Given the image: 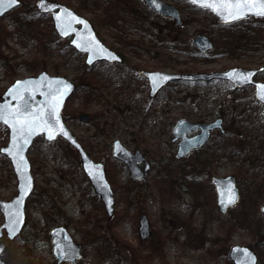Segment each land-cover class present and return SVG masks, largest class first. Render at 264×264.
<instances>
[{
    "label": "rangeland",
    "instance_id": "1",
    "mask_svg": "<svg viewBox=\"0 0 264 264\" xmlns=\"http://www.w3.org/2000/svg\"><path fill=\"white\" fill-rule=\"evenodd\" d=\"M20 1L24 5L0 18V94L13 80L42 70L76 86L83 84L84 76L91 79V97L86 98L85 90L73 94L63 117L89 156L104 164L114 210L108 218L76 152L63 139L49 142L39 136L27 153L35 189L26 201L25 226L12 241L0 238L6 247L2 260L57 264L49 230L59 225L82 247L75 264H232L231 246L259 240L264 232V188L258 191L254 183L264 187V104L255 100L253 86L235 89L223 80L176 81L151 98L141 71L194 74L241 67L261 70L255 81L264 82V19L249 18L233 26V31L248 30L240 35L241 42L228 38L223 43L228 45L217 46L224 40L221 25L209 10L183 0H160L179 11L180 26L150 11L142 0H49L89 20L103 44L124 59L120 65L97 63L88 70L84 54L53 33L48 15L38 14L37 0ZM123 3L135 11L138 23L114 14ZM196 35L207 36L213 49L199 53L191 45ZM124 40L135 52L122 46ZM36 59L41 63L33 65ZM79 112L91 116L88 124L77 120ZM178 118L192 123L220 118L223 132L213 131L198 152L177 160L171 128ZM7 139V128L0 124V147ZM114 140L130 151L138 149L149 161L143 179L133 180L111 157ZM239 166L242 178L236 175ZM227 175L236 178L239 192L244 188V199L240 192L239 201L221 213L211 177ZM16 193L11 165L0 154V200L8 201ZM142 213L149 219L150 236L140 241L137 219ZM2 220L0 213V224ZM132 248L139 258L131 255Z\"/></svg>",
    "mask_w": 264,
    "mask_h": 264
},
{
    "label": "water",
    "instance_id": "2",
    "mask_svg": "<svg viewBox=\"0 0 264 264\" xmlns=\"http://www.w3.org/2000/svg\"><path fill=\"white\" fill-rule=\"evenodd\" d=\"M194 7L201 9H208L200 7L198 4H193L190 0H183ZM144 6L150 11L162 16L171 18L175 21L176 25L181 24L179 11L174 7L160 0H142ZM20 5V1L17 0L16 4H9L7 0L0 5V18L6 13L10 12L14 8ZM42 5H47L44 7ZM35 8L39 14H49L52 26L55 34L61 38L66 39L70 37L68 45L71 46L76 52L85 54L84 63L88 68H92L94 64L98 62H106L108 64H120L122 58L111 48L103 44V42L96 36L95 31L91 23L83 16L78 15L72 9L67 6L49 0H37L35 2ZM211 14L216 18V21L220 25L232 24L234 22L251 18H264L262 16L247 15L244 19L235 21H226L222 15H218L217 12L208 9ZM79 18L87 23L88 29L86 30L83 24L71 21V16ZM57 16H61V20L56 19ZM64 29V30H62ZM94 38L96 42L103 48L106 49V53L99 55L94 54L91 51L85 50L84 47H78L77 45L82 43V40L87 38L88 34ZM191 45L200 53L204 54L213 48L212 41L205 35H196L191 39ZM111 54L115 59L108 58V54ZM259 69H244L241 67H231L224 71H213V72H197L194 74H181V73H166L161 71H148L142 70L141 74L148 81L149 91L148 95L154 98L161 89L167 86L169 83L176 81L184 82H209L211 80H223L229 82L236 89H242L247 86L254 87V98L257 102L264 104V100H261L257 95V85H264V82L255 81L258 76ZM241 74H252L249 83H243L240 79ZM62 82L61 85H57L56 82ZM19 87L24 100L27 101L28 106L32 112H38L43 109L47 112V102L51 100V97L46 95L49 92V85L53 88L59 86L63 90L64 94L61 98L60 106L57 110L56 117L58 118L59 124L57 125L56 131H54L53 139H49L48 132L38 129L35 134L29 138V142L24 144L23 141L17 140L20 145L19 156H23L24 162H19V156L11 155L10 153L15 152L13 148V130L8 125L0 120V124L7 128L8 139L5 146L0 147V154L5 156L9 160L12 167L13 174L16 179V190L17 193L8 201L0 200V213L2 214L3 221L0 225V238L5 232V237L12 241L22 231L25 225V205L27 199L30 197L34 190V178L31 174V165L27 157V153L33 140L36 137L42 136L46 141H53L58 137L63 139L71 148H73L79 159L80 168L87 178L93 192L97 195L102 203L104 212L107 217L110 218L113 215L114 210V198L113 190L110 183L108 182L105 175V167L102 162L94 161L84 150L81 143L77 140L76 136L66 126L62 111L67 100L75 92V84L69 79L63 76H52L47 71L42 70L35 76H28L22 79H15L10 85H8L3 93L0 95V106H8L9 108H17L23 101L14 98L11 94V90L17 86ZM28 82H31L30 84ZM155 82V83H154ZM63 84H67L70 87L63 89ZM26 89V90H25ZM27 114V113H26ZM78 121L87 124L90 122V116L81 112L77 115ZM62 127L67 135L59 133L58 129ZM223 131L222 120L220 118L208 122V123H192L185 118H178L171 128V141L177 142L176 151L174 154L175 159H181L187 156L189 153L198 150L204 146L209 140L211 132L214 130ZM111 156L115 160L123 163L128 171L129 176L134 180H141L150 169V163L145 159L144 155L138 150L133 151L125 148L118 140H114L111 146ZM19 165V167H18ZM142 165V166H140ZM211 182L216 195V205L221 213H225L229 207L234 206L240 198V192L236 184V178L232 175L224 177L212 176ZM23 187V191H22ZM229 189L233 190L237 196V200L234 204H228L227 199L230 195ZM22 200V203L17 201ZM19 209L21 212L20 222L12 223V213ZM260 213L262 222L264 225V204L260 207ZM137 232L140 241L147 239L150 236V222L146 214L142 213L137 219ZM10 228L14 229L10 232ZM49 237L51 239L52 254L59 264L61 262H68L75 264V262L81 258V245L76 243L65 226L59 225L49 230ZM5 250V245L0 243V264H6L2 259L1 255ZM228 259L232 264H258V258L256 253L248 246L233 245L230 247L228 252ZM137 264V263H134Z\"/></svg>",
    "mask_w": 264,
    "mask_h": 264
},
{
    "label": "snow or ice",
    "instance_id": "3",
    "mask_svg": "<svg viewBox=\"0 0 264 264\" xmlns=\"http://www.w3.org/2000/svg\"><path fill=\"white\" fill-rule=\"evenodd\" d=\"M4 2L5 0H0V5ZM7 2L14 5L17 0H7ZM190 2L217 12V14L222 15L226 21L244 19L249 14L264 17V0H190ZM42 6L47 7V5ZM68 15L71 16V21H68V24L74 21L76 23L83 24L85 29H88V25L85 21L72 16L70 13ZM56 19L60 21L62 18L61 16H57ZM77 46L84 47L85 50L91 51L97 55L107 52L106 49H103L98 42L94 40L90 33L87 38L83 39L82 43ZM108 58L115 59V57H112L110 53L108 54ZM251 75L252 74H241L240 79L243 83H249ZM28 83L30 84L31 82ZM56 84L61 85L62 82L57 81ZM69 87V85L63 84V89H67ZM256 87L257 95L261 100H264V85H257ZM11 94L14 98L23 102L15 109L9 108L8 106H0V120H2L5 124H8L13 130V148L15 149V152L10 154L19 156L20 145L17 143V140H21L24 144H27L29 142V138L35 134L38 129L47 131L49 139L54 138L53 133L56 131L57 125L59 124L58 118L54 119V117H56L64 92L59 86L53 88L49 85V92L46 93V95L50 96L51 100L47 102V112L43 109L38 112H32L30 110L27 101L24 100L21 94L19 82L17 86L11 90ZM58 131L62 135H67L62 127H60ZM19 162L21 164L24 162L23 156H19ZM23 190L24 189L22 187V191ZM229 193L230 195L228 196L227 203L234 204L237 200V196L231 189H229ZM17 203H22V200L17 201ZM11 215L13 217V224L20 222L21 212L18 208ZM13 230L14 229L10 228V232Z\"/></svg>",
    "mask_w": 264,
    "mask_h": 264
},
{
    "label": "trees",
    "instance_id": "4",
    "mask_svg": "<svg viewBox=\"0 0 264 264\" xmlns=\"http://www.w3.org/2000/svg\"><path fill=\"white\" fill-rule=\"evenodd\" d=\"M24 2L23 1H21V5L23 4ZM24 5V4H23ZM114 5V4H113ZM119 8H120V10H116V12L114 13L116 16H117V18H121V19H124L125 17H128L129 18V20H131L133 23H138V17H137V15H136V13H135V11L133 12L132 11V9L129 7V5L128 4H126V3H123L122 5H119ZM35 11V10H34ZM36 12V11H35ZM251 20H253V19H250V21ZM246 21H240V22H237V23H235V24H233L232 26L231 25H221V26H218L219 27V29L221 30V32H222V37H224V40L221 42V44H217V42H216V44H217V46H221V45H223V46H226V45H228V44H223V43H225V40H227L228 38H231V43H239V42H241V37H240V35L241 34H244V33H246L245 31H248V30H245L244 31V33H243V30L241 31V30H238L237 31V29L235 30V31H233V30H231V28L233 27V26H235V28H237V27H239L241 24H244ZM240 31V32H239ZM235 32H239L238 34H237V36H235L236 38H233L232 37V35L235 33ZM250 32H251V30H250ZM54 33V32H53ZM234 40L235 41H237V42H234ZM121 44H122V46L123 47H125V49H127V50H130V51H133V52H135V47H131V48H129V47H127L128 45H126V43H125V40L123 41V42H121ZM222 46V47H223ZM124 49V48H123ZM124 49V50H125ZM41 63V60H39V59H36L34 62H33V65H37V64H40ZM44 68V66H41V67H39V69H43ZM35 71V70H34ZM82 82H83V84L81 85V84H78L77 86H76V92H75V94H77L79 91H82V90H85V95H86V98L87 97H91V95L93 94V85H92V82L90 81L91 79H87L86 78V76H84L82 79ZM233 137H236V135H234ZM198 152V151H197ZM106 158L108 159L109 157H108V155L106 156ZM237 170H236V175H237V177H239V178H242V174H241V169H243V168H241V166H239V167H237L236 168ZM106 173H107V171H106ZM168 173H170L171 174V171H168ZM243 173V172H242ZM161 175H163L164 177H166V175H164L163 173H160ZM246 175L244 174L243 175V177H245ZM160 177V176H159ZM107 178H108V180L110 181V183H111V180L109 179V176H108V174H107ZM262 182H255L254 184L257 186V190L258 191H261L264 187L262 186V184H261ZM253 187V186H252ZM244 188H241L240 187V192H241V201L244 199ZM114 218H116V216H114ZM118 219V217L116 218V220ZM161 239V238H160ZM258 239L259 240H254L251 244H249V246L256 252V254H257V256H258V264H264V232H262L261 234H260V238L258 237ZM133 249V250H132ZM131 250H129L130 251V253H131V255H133V257H137V258H139V255L138 256H135L136 255V250L134 249V248H132ZM150 254H151V252L152 251H148ZM142 258H147L146 256H142ZM141 258V259H142ZM124 260V259H123ZM125 261V260H124ZM116 264H122V262L120 261V262H116Z\"/></svg>",
    "mask_w": 264,
    "mask_h": 264
},
{
    "label": "flooded vegetation",
    "instance_id": "5",
    "mask_svg": "<svg viewBox=\"0 0 264 264\" xmlns=\"http://www.w3.org/2000/svg\"><path fill=\"white\" fill-rule=\"evenodd\" d=\"M143 4V3H142ZM182 23V22H181ZM119 55V54H118ZM121 56V55H120ZM121 58H122V56H121ZM123 61H124V59L122 58V62L120 63V64H123ZM98 63H105V64H107L106 62H98ZM97 64V63H96ZM120 64H116V65H120ZM84 65H85V63H84ZM95 65V64H94ZM93 65V66H94ZM86 66V65H85ZM86 68L89 70V69H91V68H88L87 66H86ZM146 159V158H145Z\"/></svg>",
    "mask_w": 264,
    "mask_h": 264
}]
</instances>
